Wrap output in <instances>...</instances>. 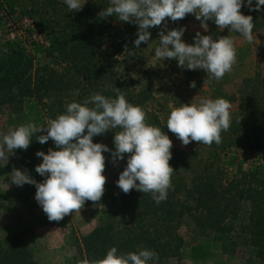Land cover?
Segmentation results:
<instances>
[{
    "label": "trees",
    "instance_id": "trees-1",
    "mask_svg": "<svg viewBox=\"0 0 264 264\" xmlns=\"http://www.w3.org/2000/svg\"><path fill=\"white\" fill-rule=\"evenodd\" d=\"M81 3H85L81 10L69 12L65 0H0V7L7 4L13 10L16 6L21 14L31 18L47 41L38 47L40 56L17 39L0 41V114L19 111L26 123L42 122L43 125L46 114L55 119L66 111L68 103H83L96 93L115 98L119 87V93H123L129 103L145 110L147 123L161 128L167 135H175L167 129L158 111L150 106L156 96L150 69L137 67L134 62L129 64L148 43L142 42L136 47L138 25L119 21L114 15L100 14L110 6V0H81ZM255 5L256 0L251 8L244 0L241 12L253 17L252 32L264 45V7L255 10ZM194 18V13L177 21L166 18L160 26L149 28L151 41L159 45L162 30L177 28L184 29L182 39L185 40L184 24ZM208 25L206 35L213 39L228 36L227 28L219 29L214 20H209ZM169 67L179 71L186 84L190 86L195 81L196 88L199 87L196 70L179 67L177 59H171ZM204 77L214 86L200 99L225 98L231 104L230 128L221 133L222 142L209 146L193 141L197 145L193 148L173 145L169 163L175 171L167 198L159 204L151 193L134 188L125 194L117 186L128 154L120 160L124 166L118 167L120 173L116 176L107 172L111 161L106 159L107 181L99 202L102 211L87 232L74 238L75 253L71 259L66 258L65 264H84L85 260L91 264L104 258L112 247L118 249V254L154 250L158 259L149 264H157L180 255L184 241L182 225L186 220L202 230L223 232L232 229V223L241 213L246 215L239 222L240 229L249 234L250 243L256 248L255 255L264 264V167L239 168V174L229 176L219 153L233 146L251 150L264 148V67L258 65L233 89L224 86L229 81L227 76L220 80L209 79L204 71ZM115 133L116 130H108L94 136L93 140L114 151ZM42 134L36 133L26 150L14 152L23 171L37 182L46 177L35 170L43 161L36 153L56 149L51 139L39 143L35 137ZM11 186L15 201L27 204L32 210L40 206L35 199L34 184L17 186L11 181ZM90 204L94 203L86 201L84 205ZM31 232L29 227L23 226L0 236V264H42L35 250L43 245L41 241L35 245ZM37 239L39 241L40 237Z\"/></svg>",
    "mask_w": 264,
    "mask_h": 264
},
{
    "label": "clouds",
    "instance_id": "clouds-1",
    "mask_svg": "<svg viewBox=\"0 0 264 264\" xmlns=\"http://www.w3.org/2000/svg\"><path fill=\"white\" fill-rule=\"evenodd\" d=\"M69 12L83 8L81 0H65ZM244 0H110V6L100 14L104 17L116 16L119 21L138 25L135 45L147 43L151 38L149 28L157 27L170 18L181 20L194 13L205 31L208 21L214 20L219 29L242 34L251 43L254 28L253 17L241 12ZM251 8L253 0H247ZM264 7V0H256L255 10ZM165 27L167 25L165 24ZM184 29L177 28L159 34V46L154 55L160 59H177L178 66L188 70L202 69L207 78L222 79L237 62L233 39L197 32L195 43H186ZM207 81L205 80V83ZM196 87V82H191ZM109 98L96 93L83 103L73 101L66 105V111L46 124L34 122L22 124L3 134L0 140V161L9 159L17 149L26 150L36 133L39 143L51 139L56 149L47 153L38 151L42 163L36 172L46 177L37 182L28 172L14 168L10 173L12 183L23 186L25 183L36 186L35 199L42 206L49 220L60 221L66 215L80 211L86 201L100 205L105 192V152H112V160H123L128 154L127 165L120 173L117 186L125 194L136 189L151 193L157 204L166 200L171 187V177L175 169L170 165L173 141L161 128L147 123L145 110L129 103L123 93ZM231 104L225 98H201L198 103H183L173 107L167 129L174 133L182 144L192 141L212 145L222 142L221 133L230 128ZM117 129H119L117 131ZM116 130L115 150L104 143H96L94 136ZM86 132V134H85ZM158 259L154 250L142 249L139 252L118 254L112 247L104 258L91 264H149ZM84 264H89L87 260Z\"/></svg>",
    "mask_w": 264,
    "mask_h": 264
},
{
    "label": "rangeland",
    "instance_id": "rangeland-1",
    "mask_svg": "<svg viewBox=\"0 0 264 264\" xmlns=\"http://www.w3.org/2000/svg\"><path fill=\"white\" fill-rule=\"evenodd\" d=\"M2 15V24L0 26V41L6 38L17 39L26 45L38 56L41 51L38 48L42 44H47L44 32L35 22L20 13V10L14 6L3 4L0 7ZM185 42L195 43V35L200 32L206 35L201 21L191 19L185 24ZM228 37L233 39L236 48L237 62L233 65L230 72L225 76L229 81L225 83L226 89L236 88L242 77L260 65L264 67V45L259 42L258 36L252 32L253 41L249 43L245 37L237 32H229ZM155 41H148L144 49H141L133 60L129 62L150 69L155 84V98L150 102V106L158 111L161 120L167 123L168 116L173 107L183 103H198L200 97L207 95L214 83L204 77V70L196 69L197 79L200 81L199 87L192 88L185 83L182 74L175 68L170 69L171 59H160L154 55V50L158 47ZM224 76V77H225ZM205 80L207 81L205 83ZM45 111V110H44ZM46 121L48 114L45 115ZM40 122L38 125H41ZM26 124L23 120L22 112L8 111L0 114V140L3 134L9 130ZM173 141V145L180 148L196 147L192 141L187 146L176 135H168ZM225 166L227 175L239 174L238 169L250 170L253 168L261 169L264 167V148L251 150L240 147H228L219 152ZM106 159H110L111 164L107 172L118 175L120 172V160L113 162L110 152L104 153ZM127 163L125 164L126 167ZM14 168L22 169L15 154L9 156L8 161H0V236L13 232L19 225L30 228V238L35 245H43V248L36 249L35 255L42 264H65L67 257L71 259L75 253L74 238L88 231V228L95 222L96 214L102 211L100 205H84L80 211L66 215L60 221H51L45 215L43 208L31 209L27 204L15 203L10 198L9 186L11 184L10 173ZM123 171V170H121ZM113 176V177H114ZM118 189V187L116 188ZM115 189V191H116ZM246 214L241 213L234 221L233 227L229 231H216L197 227L191 221L186 220L182 225L184 241L180 248V255L162 260L157 264H263L255 255V246L250 243L249 234L240 229V220ZM36 217H39L37 219ZM32 219V220H30ZM24 220H27L25 222ZM22 226V227H23ZM37 237H40L38 241ZM75 243V242H74Z\"/></svg>",
    "mask_w": 264,
    "mask_h": 264
},
{
    "label": "crops",
    "instance_id": "crops-1",
    "mask_svg": "<svg viewBox=\"0 0 264 264\" xmlns=\"http://www.w3.org/2000/svg\"><path fill=\"white\" fill-rule=\"evenodd\" d=\"M249 74V73H248ZM247 74V75H248ZM10 188H9V192H10V198H12L13 199V189H12V186H11V184H10V186H9ZM13 201L15 202V203H18L17 201H15L14 199H13ZM41 208H42V206H40ZM39 207L38 206H36V207H33V209H38ZM99 213H97L96 215H98ZM37 218V217H36ZM30 220H32V219H30ZM25 222H27V220H24ZM24 224H26V223H22V224H20L19 225V228H21ZM94 224V223H93ZM93 224L88 228V230L93 226ZM19 228H16L14 231H17ZM13 231V232H14ZM36 256V255H35ZM37 258V257H36ZM41 262V261H40Z\"/></svg>",
    "mask_w": 264,
    "mask_h": 264
}]
</instances>
